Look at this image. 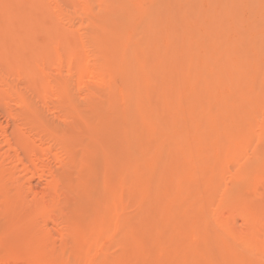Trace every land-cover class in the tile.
<instances>
[{
	"label": "bare ground",
	"instance_id": "obj_1",
	"mask_svg": "<svg viewBox=\"0 0 264 264\" xmlns=\"http://www.w3.org/2000/svg\"><path fill=\"white\" fill-rule=\"evenodd\" d=\"M0 107V264H264V0H0Z\"/></svg>",
	"mask_w": 264,
	"mask_h": 264
},
{
	"label": "rangeland",
	"instance_id": "obj_2",
	"mask_svg": "<svg viewBox=\"0 0 264 264\" xmlns=\"http://www.w3.org/2000/svg\"><path fill=\"white\" fill-rule=\"evenodd\" d=\"M3 109V108H2ZM1 109V107H0V125L2 126V127H4L5 128V126H8V122H7V120H6V118H5V114L4 113H2V110ZM4 112V111H3ZM48 113L46 112V115H47ZM4 115V116H3ZM50 115V114H49ZM47 117H49L51 120L53 119L52 118V116L50 115V116H48L47 115ZM54 120V119H53ZM55 121V120H54ZM11 126V125H10ZM37 182V183H36ZM39 184V185H38ZM38 185V186H37ZM32 186L34 187H32V189L35 191V190H37V192L38 191H40V192H42L43 191V186L40 184V182H38L37 180H34V182L32 183ZM53 232L55 233V229L53 230Z\"/></svg>",
	"mask_w": 264,
	"mask_h": 264
}]
</instances>
